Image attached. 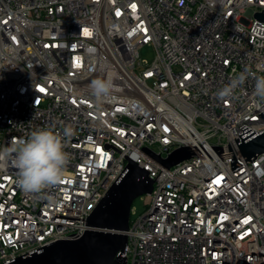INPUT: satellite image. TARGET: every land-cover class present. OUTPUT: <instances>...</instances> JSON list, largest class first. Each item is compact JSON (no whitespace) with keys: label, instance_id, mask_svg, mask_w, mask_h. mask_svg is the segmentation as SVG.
Segmentation results:
<instances>
[{"label":"built area","instance_id":"1","mask_svg":"<svg viewBox=\"0 0 264 264\" xmlns=\"http://www.w3.org/2000/svg\"><path fill=\"white\" fill-rule=\"evenodd\" d=\"M262 10L264 0H0V148L74 130L60 184L25 192L10 162L0 168V264L82 236L130 161L152 191L124 232L125 264H264V153L231 170L227 145L241 125L264 130L253 96ZM143 47L154 51L145 66ZM97 78L113 82L100 110ZM180 148L190 158L166 167Z\"/></svg>","mask_w":264,"mask_h":264},{"label":"water","instance_id":"2","mask_svg":"<svg viewBox=\"0 0 264 264\" xmlns=\"http://www.w3.org/2000/svg\"><path fill=\"white\" fill-rule=\"evenodd\" d=\"M262 11L254 13L253 17L264 23ZM258 116L264 119V111ZM239 129L242 133H237L238 138L227 144L233 153L231 170L242 164L246 168V162L264 153V130L255 133L245 125ZM190 156L187 149H177L164 161V165L174 166ZM151 191L152 180L147 172L130 161L125 175L109 188L88 217L89 229L82 236L57 241L40 253L19 258L10 264H125L121 254L126 244L124 232L128 229L132 203Z\"/></svg>","mask_w":264,"mask_h":264},{"label":"clouds","instance_id":"3","mask_svg":"<svg viewBox=\"0 0 264 264\" xmlns=\"http://www.w3.org/2000/svg\"><path fill=\"white\" fill-rule=\"evenodd\" d=\"M248 78L247 70L231 79L228 85L217 92V98H232L235 90ZM97 110L111 99V79L97 78L90 84ZM253 96L264 102V76L255 77ZM74 130L67 126L62 133L52 128L32 131L27 139H14L9 146L0 148V168L9 162L17 170L16 184L25 192L40 193L54 187L65 178L70 161L67 148Z\"/></svg>","mask_w":264,"mask_h":264},{"label":"rangeland","instance_id":"4","mask_svg":"<svg viewBox=\"0 0 264 264\" xmlns=\"http://www.w3.org/2000/svg\"><path fill=\"white\" fill-rule=\"evenodd\" d=\"M139 57L141 61L145 64L143 66L148 65L154 59V51L151 47H143L139 50ZM145 197L144 195L137 197L131 206L130 219H134L139 214H141L145 209Z\"/></svg>","mask_w":264,"mask_h":264}]
</instances>
